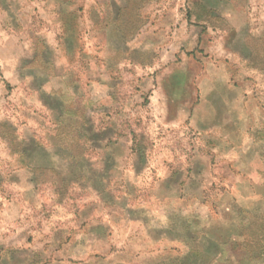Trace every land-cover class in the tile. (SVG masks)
I'll list each match as a JSON object with an SVG mask.
<instances>
[{
    "label": "rangeland",
    "instance_id": "1",
    "mask_svg": "<svg viewBox=\"0 0 264 264\" xmlns=\"http://www.w3.org/2000/svg\"><path fill=\"white\" fill-rule=\"evenodd\" d=\"M205 1L0 0V264L259 263L264 0ZM81 112L84 163L47 144Z\"/></svg>",
    "mask_w": 264,
    "mask_h": 264
},
{
    "label": "trees",
    "instance_id": "2",
    "mask_svg": "<svg viewBox=\"0 0 264 264\" xmlns=\"http://www.w3.org/2000/svg\"><path fill=\"white\" fill-rule=\"evenodd\" d=\"M194 8H198L203 12V15H199V14H195V12H193L194 15V20L197 22H207V8L202 4V3H195L193 4ZM211 13V12H210ZM114 18H112L113 21ZM80 110V109H79ZM60 120V116H57V118H55V122L54 123V127L52 128V131H54V133H57L56 138L54 140L49 139L48 141V145L50 147H55L54 151L55 154H59V156H65V153H69L70 158L72 160H81L83 159V163L86 161L85 158L87 159V157L85 156V153L89 150H93L89 142V138L85 139L86 145H84V141H82L81 136L83 135V133L85 132V126L87 125V123L89 122L88 120V116L85 114V112H81V116H80V120H76L73 122L72 125H67V124H60L58 123V121ZM2 128H4V130L2 131V133H0V138L4 139V137L9 138V136H11L12 133V129L6 126L1 125ZM8 130V133L5 131ZM15 134V133H14ZM37 144V143H36ZM36 147H42L41 145H36ZM8 150L10 151L11 154H16L21 158V163L23 166H27V163L29 162V157H30V150L31 147H25L23 141H20L19 147H7ZM33 148V147H32ZM34 169H38V170H32V173L34 174L35 172L38 173L37 171H39V169H41L42 173L46 174V175H41V177L35 176L32 180L33 183L38 184V183H49L52 182L53 184H61L60 179H61V175L54 169V168H39V167H33ZM47 177V178H45ZM50 178V179H49ZM53 179V181H51ZM64 191L66 190V187L63 189ZM57 191V190H55ZM62 193H65L62 191ZM61 193V194H62ZM261 217V216H260ZM190 234H194L196 235V232H191ZM171 238H174L172 236H170ZM185 246H187L186 252L180 256V258H173L174 261L178 260L179 264H188L189 263H193L194 264H212V258L207 251H200L199 250V246L197 244H193L190 242H188L187 244H185ZM234 246L237 250H242L244 253V258L248 259L247 264H253L252 262L254 261L253 257L250 255L251 252L246 249L248 247L241 246L240 243L235 244ZM193 261V262H192ZM260 262H264V255H262V257L259 259V263ZM214 264V263H213Z\"/></svg>",
    "mask_w": 264,
    "mask_h": 264
},
{
    "label": "crops",
    "instance_id": "3",
    "mask_svg": "<svg viewBox=\"0 0 264 264\" xmlns=\"http://www.w3.org/2000/svg\"><path fill=\"white\" fill-rule=\"evenodd\" d=\"M158 1V0H157ZM198 2H201L206 8H208V7H212L213 5H211V4H209V3H207L205 0H197ZM229 1L230 0H217V2H219L220 4H218V6L219 5H221V6H223V5H226V4H228L229 3ZM99 231H102L103 233H105L106 232V230L103 228H99ZM171 238V237H170ZM172 240H174V238H172ZM58 258V257H57ZM62 258H58V260H61Z\"/></svg>",
    "mask_w": 264,
    "mask_h": 264
}]
</instances>
